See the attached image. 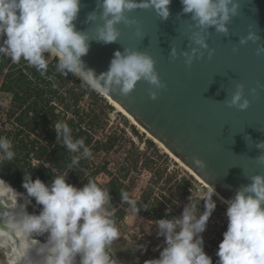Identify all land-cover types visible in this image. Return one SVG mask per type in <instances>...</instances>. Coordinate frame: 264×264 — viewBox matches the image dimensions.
Here are the masks:
<instances>
[{
	"label": "clouds",
	"instance_id": "obj_1",
	"mask_svg": "<svg viewBox=\"0 0 264 264\" xmlns=\"http://www.w3.org/2000/svg\"><path fill=\"white\" fill-rule=\"evenodd\" d=\"M170 4L171 0H96V9L87 14L85 22L100 20L102 23L96 25L95 35L90 37L88 31L77 30L74 23L81 0H0V55L12 63L23 59L41 76L46 75L51 57L57 73L65 77L71 73L101 95L113 90L128 95L143 79L151 86L149 95L155 100L157 89L165 85L156 71V61L147 52L126 47L123 52L116 50L108 70L99 75L82 57L89 51L90 40L105 44L117 42L120 36L117 25L136 23L127 13L141 7L152 8L158 17L166 20ZM181 4L182 14H190L192 22L187 38L189 46L179 52L171 46L169 55L183 56L190 65L194 59L202 58L205 50L211 57L214 50L208 43L212 33L209 29L214 27L215 32L227 34L229 22L240 10V0H181ZM249 41L257 44V55L264 54V43H260L257 31L249 30L238 40L241 45ZM258 86L264 88L259 82ZM244 87L243 83L236 85L230 99H225L229 106L240 110L249 107ZM52 127L56 142L73 154L68 171L74 170L81 159L92 157L85 139L74 138L66 121H56ZM256 147L261 151L255 159L264 165V141ZM14 157L12 141L0 136V163ZM194 163L204 165L199 158H194ZM68 171L55 175L50 185L39 177L33 180L30 172H24L25 203H18L21 194L0 179V184L18 194L14 204H3L4 210H0V252L7 254L8 264H116L111 247L120 238V232L114 219L110 188L92 178L77 187L67 182ZM248 178L251 182L238 187L230 199L219 197L211 185L203 199L191 194L179 216L154 221L157 235L165 238L166 246L159 258L145 264H213L212 257L204 250L202 233L216 208L214 195L227 205L228 219L216 252L219 257L216 264H264V173ZM120 197L121 203H126L135 215L141 208H148L138 206L137 199L127 191H121ZM31 198L42 205L39 214L26 210ZM44 234L46 239L41 242L38 237Z\"/></svg>",
	"mask_w": 264,
	"mask_h": 264
},
{
	"label": "water",
	"instance_id": "obj_2",
	"mask_svg": "<svg viewBox=\"0 0 264 264\" xmlns=\"http://www.w3.org/2000/svg\"><path fill=\"white\" fill-rule=\"evenodd\" d=\"M96 9V0H81L77 30L94 37L97 20L86 23L87 14ZM170 15L161 19L152 8H137L127 13L136 23L117 25V42L90 40V48L82 59L97 75L109 68L114 52L124 47L147 52L156 61L155 67L165 87L157 89L155 100L149 95L150 85L143 79L128 95L113 90L108 94L119 103L150 135L158 139L195 175L225 200L234 196L241 185L250 183L249 176L264 173V165L255 159L260 154L256 144L264 141V54L257 55V44H239L240 36L257 31L264 43V0H240V10L230 22L227 34L214 27L208 43L211 57L189 65L183 56L169 55L171 46L178 52L187 50L192 29L190 14H182L181 0H171ZM234 48L236 49L234 51ZM238 83L244 84L249 107L240 110L229 106ZM255 89V92L251 91ZM194 158L204 162L203 167ZM18 203H25L19 192ZM9 203L0 188V210ZM7 256V254H6ZM79 261V256L77 257Z\"/></svg>",
	"mask_w": 264,
	"mask_h": 264
},
{
	"label": "trees",
	"instance_id": "obj_3",
	"mask_svg": "<svg viewBox=\"0 0 264 264\" xmlns=\"http://www.w3.org/2000/svg\"><path fill=\"white\" fill-rule=\"evenodd\" d=\"M68 75L72 76L71 73ZM60 76L55 71V61L49 62L46 75L41 76L35 67L25 64L23 59L19 63H11L8 57L0 55V90L9 93L11 101H30L31 105L28 106L29 108L35 109L38 106L40 111L45 109V114L40 115L47 119L56 118L57 121L64 119L65 112L58 110L53 104H50V101L52 99L57 100L66 109L69 108V105L64 102L65 96L59 92V87L56 85L60 80ZM68 90L69 98L73 103H76L79 99V94L74 92L73 87H70ZM87 92L90 98L103 99L98 93L88 87ZM88 110L87 113L83 112L85 113V117L88 118L86 122L90 129L93 125H99V123L97 124L98 121L96 120L98 119L96 110L94 108H89ZM73 113L78 118L74 122L75 124H73L72 119L66 120L73 130V137L84 138L86 145L91 148L93 155L97 152H109V150L116 147L118 143L116 133H112V130H107L104 136H102V140L96 138L93 141L90 130H85L81 126L82 122H84V119H82L83 114H80L76 108L73 110ZM24 116L27 115L24 114ZM49 124H51L50 128ZM52 125L53 123L51 122L40 124V129L46 133L47 145L41 147L40 155L37 156L40 160L38 166H32L31 162L26 159V155L20 156L19 150L16 147L14 159L6 162L7 172H0V178L7 180L13 188L22 192L25 196L26 189L22 186L24 172H30L33 180L39 177L46 184L50 185L55 175L68 171V165L71 163L73 154L69 153L64 145L56 142V133ZM133 131L138 136L137 130L133 128ZM135 142L133 140L130 142L132 146L131 150L123 159L119 160L118 175H116L118 177L109 178L107 174L106 180L103 182L100 175L104 174V172L106 173L108 161L104 160L99 165L95 164L93 159L86 158L81 159L78 165L74 166V170L68 171L67 182L77 187H82L87 183L88 178H92L98 184L110 188L114 219L117 226L128 213H131L130 207L126 203H121V191H127L131 197L137 199L138 206L148 207L147 209L141 208L138 214L148 217L153 221L179 216L174 209L178 204H187L189 202L188 196L190 191L188 189L190 186L187 184L191 185V182L194 183L195 181L186 173H183L182 179L178 180L173 172L167 171L163 165L170 160L169 154L159 152L151 140H145V149L138 148ZM149 149L150 152H148ZM46 163L49 164L48 167ZM175 168L178 169L177 167ZM132 170L135 171L136 175L143 176L145 173L150 174V179H146L147 183L145 186H142L139 196L131 194V185L134 183L135 178L129 179V185L121 182L129 177ZM9 171L16 174L9 173ZM142 171H145V173ZM156 187L159 188L160 196L154 194ZM31 202L34 206L42 209V205L37 204L35 198H31ZM202 202L204 201L201 200V204ZM27 207L31 211L32 206ZM168 209L170 211H167ZM203 210L204 208L201 206V211ZM227 224L228 222H225L219 228V232H225ZM162 250L163 248L158 252V258Z\"/></svg>",
	"mask_w": 264,
	"mask_h": 264
},
{
	"label": "rangeland",
	"instance_id": "obj_4",
	"mask_svg": "<svg viewBox=\"0 0 264 264\" xmlns=\"http://www.w3.org/2000/svg\"><path fill=\"white\" fill-rule=\"evenodd\" d=\"M50 61L55 60L49 57V62ZM24 62L25 64H28L26 61ZM57 83L58 84L56 85L59 87V92L65 96L64 102L69 105V108L66 109L64 105L59 104L58 101L54 99L50 101V104H53L58 110L65 112L64 120L72 119L73 124H75L74 122L77 121L78 118L73 115V110L76 108L80 114L84 115H82L84 122H82L81 126L85 130H90L93 141H95L96 138L102 140V136H104L107 130H112V133L117 134L118 143L115 148L106 153L97 152L89 159H93L95 164L99 165H101L104 160L108 161L106 173L104 172V174L100 175L103 182H105L107 174L109 178L118 177L116 175H118V167L120 164L119 160L123 159L124 156L131 150L132 146L130 142L132 140L136 141L135 143L138 148L145 149V140L152 141V139L149 138L145 132L141 131L138 127L132 124L131 120L118 111L104 95L99 94L103 98L102 100L90 98L87 92V86L83 85L78 77H75L74 75H68L67 77L61 75L60 80ZM70 87H73L74 92L79 94V99L76 103H73L69 98L68 89H70ZM9 102L12 103L15 101H11L9 93H5L0 90V104L7 105ZM89 108H94L96 110V115L98 116V119H96L98 122H96L97 124L99 123V125H93L90 129L86 122L88 118L85 117L84 113H87ZM133 128L137 130L138 136L133 131ZM153 143L159 152L165 153L155 142ZM148 152H150V149ZM168 157L170 160L167 163L165 162L163 165L167 171L169 170L173 172L178 180H181L183 173H186L195 181L194 183L191 182V185L189 183L187 184L190 186L188 189L190 191L188 198L192 194L195 198L199 197L203 199L207 194L206 190L208 187L169 155ZM0 172H7V166H1ZM142 172L145 173V171ZM9 173L16 174L15 172L10 171ZM134 178L135 181H133L134 183L131 185V194L139 196L142 186H145L147 183L146 179H150V174L145 173L143 176L136 175L135 171L132 170L129 177L124 180H120H122L121 182H124V184L129 185V179ZM192 184L194 185L193 187ZM154 194L159 196L161 195L158 187H156ZM212 199L216 202V208L210 216L206 230L202 233V235L204 239V250L212 257L213 264H216L219 259L216 252L218 250L219 243L223 239L224 233L219 232V228H221L225 222H228V219L226 216L227 205L216 195H214ZM7 201L10 203L9 200ZM202 204L201 206L204 208V202H202ZM185 205V203L178 204L174 210L180 215ZM32 210V213L39 214L41 209L37 206H32ZM117 227L120 232V238L114 241L111 247V253L113 257L116 258V264H145V262L150 259L158 258V252L165 246V238L157 235V226L154 221L141 214L135 215L132 212L128 213ZM46 236L47 234H44L43 236L38 237V239L43 242L46 239ZM138 245H143V247H138Z\"/></svg>",
	"mask_w": 264,
	"mask_h": 264
},
{
	"label": "flooded vegetation",
	"instance_id": "obj_5",
	"mask_svg": "<svg viewBox=\"0 0 264 264\" xmlns=\"http://www.w3.org/2000/svg\"><path fill=\"white\" fill-rule=\"evenodd\" d=\"M29 105H31L30 101L9 102L7 105L0 104V136L9 138L12 141L14 152L18 148L20 156L26 155V159L31 162L32 166H38L40 160L37 156L40 155L41 147L47 145L46 133L40 129V124L46 122L54 123L57 120L56 118L47 119L42 117L41 115L45 114V109L40 111L38 106L34 109L29 108ZM24 114L27 116H24ZM50 126L51 124H49V128ZM6 162L0 163V167L6 166ZM46 166L48 167L49 164L46 163ZM6 182L8 181L6 180ZM27 206L36 207L32 202L27 203L26 210L30 213L33 210L31 208L30 211ZM0 256L7 260L6 253L0 252Z\"/></svg>",
	"mask_w": 264,
	"mask_h": 264
},
{
	"label": "bare ground",
	"instance_id": "obj_6",
	"mask_svg": "<svg viewBox=\"0 0 264 264\" xmlns=\"http://www.w3.org/2000/svg\"><path fill=\"white\" fill-rule=\"evenodd\" d=\"M111 104H113V106L120 111L122 114H124L126 117H128L131 120V123L134 124L136 127H138L141 131L145 132L146 135L152 139L153 142H155L164 152L168 153L169 156L171 158H173L177 163H179L180 165H182L184 168H186L191 174H193L199 181H201L205 186H207L208 188H210V186H208L206 183H204L200 177H198L197 175H195L193 173V171L187 167L179 158H177L175 155H173L158 139L154 138L152 135L149 134V132H147L141 125H139L136 120L131 116V114H129L119 103H117L115 100H113L108 94L104 95ZM2 179V178H0ZM4 180V179H3ZM6 182V180H4ZM7 184H9L8 182H6ZM10 185V184H9ZM11 186V185H10ZM12 187V186H11ZM0 188H1V192L3 194V197L6 200H9L11 204L15 203V196L17 195L16 193L19 194V191H17L15 188H13L15 190L16 193H12L10 190H8L5 186H3L2 184H0ZM217 193V192H216ZM219 197H222L221 195H219Z\"/></svg>",
	"mask_w": 264,
	"mask_h": 264
},
{
	"label": "built area",
	"instance_id": "obj_7",
	"mask_svg": "<svg viewBox=\"0 0 264 264\" xmlns=\"http://www.w3.org/2000/svg\"><path fill=\"white\" fill-rule=\"evenodd\" d=\"M0 264H8V261L0 256Z\"/></svg>",
	"mask_w": 264,
	"mask_h": 264
}]
</instances>
